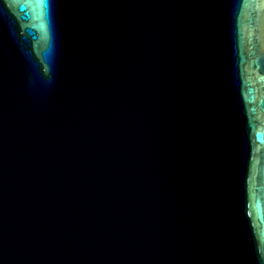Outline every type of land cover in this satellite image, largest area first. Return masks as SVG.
I'll use <instances>...</instances> for the list:
<instances>
[{
	"label": "water",
	"instance_id": "95a60500",
	"mask_svg": "<svg viewBox=\"0 0 264 264\" xmlns=\"http://www.w3.org/2000/svg\"><path fill=\"white\" fill-rule=\"evenodd\" d=\"M0 264H264V0H0Z\"/></svg>",
	"mask_w": 264,
	"mask_h": 264
}]
</instances>
